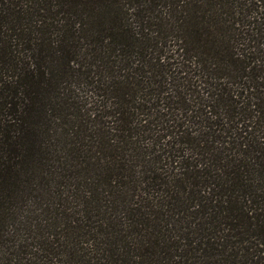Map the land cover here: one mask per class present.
Masks as SVG:
<instances>
[{
  "label": "trees",
  "instance_id": "trees-1",
  "mask_svg": "<svg viewBox=\"0 0 264 264\" xmlns=\"http://www.w3.org/2000/svg\"><path fill=\"white\" fill-rule=\"evenodd\" d=\"M0 264H264V0H0Z\"/></svg>",
  "mask_w": 264,
  "mask_h": 264
}]
</instances>
